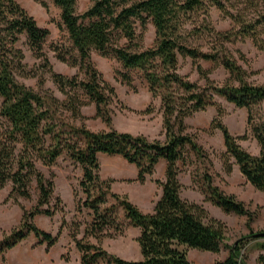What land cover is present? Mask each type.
Returning a JSON list of instances; mask_svg holds the SVG:
<instances>
[{
    "label": "trees",
    "instance_id": "trees-1",
    "mask_svg": "<svg viewBox=\"0 0 264 264\" xmlns=\"http://www.w3.org/2000/svg\"><path fill=\"white\" fill-rule=\"evenodd\" d=\"M47 10L46 0H33ZM60 10V30L65 31L68 45L65 49L52 46L56 58L72 67H78L85 74L84 80L68 78L51 71L52 81L67 96L66 108L73 116L81 117L82 103L75 93L82 92L89 103L95 106V117L100 118L108 130L92 132L86 126H73L58 120L67 128L70 137L53 121L55 108L60 101L42 94L17 81L15 71L22 68L24 55L15 45L25 35L27 44L37 58L48 65L43 46L50 35L47 28L38 26L36 20L16 1L0 0V116L7 126L0 134V189L10 181L9 196L18 194L30 198L29 185L34 179L38 200L30 210L22 208L20 224L12 228L0 241V256L6 254L20 242L33 234L38 245L45 244L46 251L58 241L40 229L35 223L37 215L52 217L62 211L51 208L55 184L37 170L35 161L40 160L51 167L63 152L81 166L83 177L80 187L86 194L85 206L91 209L94 221L88 229L101 231L114 222L111 214L122 208L129 225L139 229L136 239L141 260L131 261L108 254L106 251L75 241L80 252V264H193L187 250L218 254L225 246L227 227L214 218H209L206 209L197 203L181 198L182 185L178 180V162L184 164L190 153L204 164V149L196 142L194 135L185 134V118L194 113L215 107L217 116L210 123V130L222 134L225 153L224 168L232 171L229 159L234 161L240 175L257 191L264 193V115L253 121L252 111L264 103V84L248 81L246 70L224 46V42L251 39L254 46L264 51V40L257 27L264 24V15L257 20H244L230 14L222 0H90V6L82 13L77 12L76 0H51ZM207 3L234 18L239 24L237 31L215 32L217 43L209 52H203L187 45L185 21L191 13L207 8ZM151 22L155 29V40L150 48H142L137 39V24L145 29ZM209 32H213L211 29ZM115 59L124 70L140 73L153 98H159L163 118L164 138L149 141L144 135L119 132L112 126L110 105L117 99L113 86L106 82L96 69L92 55ZM189 58L205 85L191 82L179 73V58ZM210 61L221 65L229 78L222 85H215L209 78L210 71L199 61ZM122 82L130 85L132 77L118 71ZM74 93V94H73ZM219 96L237 108L248 112L247 126L255 139L259 151L252 155L238 143L246 135L233 136L220 120L223 108L215 100ZM151 106L141 113H150ZM20 147L18 153L16 151ZM98 153L119 155L137 169L136 181L144 183L152 176L160 159L167 162L165 180H155L162 188L150 214L143 213L126 195L110 191L112 180L99 177ZM53 176V175H51ZM208 186L206 199L225 213L245 216L247 226L253 220V213L233 195H227L212 183V177L205 175ZM117 202L108 208L106 196ZM55 201L60 204V198ZM46 208H43V207ZM53 206V205H52ZM95 232V231H94ZM263 233L264 232H260ZM96 235V234H94ZM250 234L229 246V253L214 264H247L241 251L249 243L257 244L260 251L256 262L264 264V235ZM67 261V260H66Z\"/></svg>",
    "mask_w": 264,
    "mask_h": 264
},
{
    "label": "rangeland",
    "instance_id": "rangeland-1",
    "mask_svg": "<svg viewBox=\"0 0 264 264\" xmlns=\"http://www.w3.org/2000/svg\"><path fill=\"white\" fill-rule=\"evenodd\" d=\"M16 1L36 20L38 26L47 28L50 35L43 46L48 65L44 64L41 58L34 55L27 44L26 36H20L15 47L22 51L24 59L21 60L22 68L15 71V77L18 82L25 84L27 87L42 94L51 95L60 101L61 104L55 108L53 121L58 123L60 130L65 132L64 138L70 137L67 128L61 125L58 120H63L73 126H86V123L94 118L90 119L84 114L89 115L94 104L89 103L82 92L75 93L77 99L86 104L80 107V114L81 117H84L83 119L73 116L72 112L65 106L67 102L66 94L60 92L58 86L52 81L51 71L68 78L85 79L83 71H80L78 67H72L59 61L55 56V52L52 51V46L62 50L68 45L66 33L60 30L59 27L61 24L60 10L51 0H46L47 10L33 0ZM76 1L78 13H82L90 6V0ZM222 3L230 14L239 15L244 20L255 21L260 19L261 15H264V0H222ZM185 29L188 46L203 52H209L217 43L215 32L237 31L239 24L234 18L207 3L205 10L190 14L185 21ZM210 29L213 32H209ZM257 30L264 40V24L259 25ZM136 32L139 36L137 43L142 48H150L153 45L155 29L151 22L147 23L145 29L137 24ZM223 44L238 64L246 70L250 83L264 84V51L258 50L251 39L242 41L238 39ZM92 60L103 79L113 86L116 91L117 99L110 105L112 115L122 111H129L135 115L144 114L141 113L142 111L134 110L128 106L133 105L130 98L141 100L148 89L140 73L133 70H124L115 59L105 58L97 53H93ZM199 64L210 71L209 78L215 85L222 86L229 78L228 72L219 64L202 60L199 61ZM118 71L129 74L132 77V83L128 85L122 82L121 77L117 74ZM179 73L186 76L191 82H195L200 86L205 85L204 79L199 77L189 58H179ZM215 100L223 108L220 120L229 132L233 136L246 135V138L239 140L238 143L252 155H257L259 148L247 126V110L237 108L219 96H215ZM149 106H151V112L155 111L157 107L161 109L160 100L155 99V103L152 102ZM263 115L264 103L253 109V121L256 122ZM216 116L217 111L213 107L191 115L189 121L194 123L196 119L199 126L187 125L184 131L185 134L195 136L196 142L204 149L206 160L203 164L193 153H190L188 161L182 164L180 172L187 174L190 170L192 184L190 187L185 186L183 196L190 195L194 200L201 202L198 204L206 209L209 218L217 219L227 227L225 246L218 254L196 249L187 250L188 259L193 264H213L215 261L223 260L229 253L228 247L235 244L238 239L250 234L264 232V193L257 191L245 181L232 159H229L232 171L229 174L225 172V146L222 134L219 130H210V125H206ZM6 126L5 120L0 116V134L5 131ZM19 149L20 147H18L16 153ZM35 165L37 170L46 178L53 179L55 187L51 208L55 205V208L57 206L62 211L55 212L52 217L41 215L42 218H34V223L40 229L54 236L58 235V241L47 252L45 244L38 246L37 239L33 234H30L27 239L7 252V261L6 254L0 256V264H80L81 254L76 248L75 241L94 245L108 254L116 255L125 260H141L140 250L136 242L139 229L129 225L122 208L118 207L111 214L114 218L113 223L104 227L101 231L93 229L88 233V229L94 221V216L91 209L85 206L87 197L80 187L83 171L81 166L72 161L66 152H63L51 167L44 166L40 160H36ZM206 174L212 177L214 186H217L227 195L235 196L253 213V220L250 222L249 227L246 224L247 219L245 216L225 213L206 199L207 192H205V189L208 186L204 179ZM183 179H185L183 180L185 183H188L186 177H183ZM11 189L12 183L10 181L0 189V241L12 228L19 226L22 208L30 210L38 200V190L34 179L28 188L30 198L21 197L16 193L9 196ZM57 197L61 200L60 204L55 201ZM116 204L117 202L108 194L106 204L102 208H108ZM259 252L257 244L251 242L242 249L241 256L246 258L247 264H258L256 258Z\"/></svg>",
    "mask_w": 264,
    "mask_h": 264
},
{
    "label": "crops",
    "instance_id": "crops-1",
    "mask_svg": "<svg viewBox=\"0 0 264 264\" xmlns=\"http://www.w3.org/2000/svg\"><path fill=\"white\" fill-rule=\"evenodd\" d=\"M155 99H159V98H153L151 93L147 89L146 93L144 94V97L141 100H134L130 98V101L132 102L131 104L133 105H128V106L134 110L143 111L152 102L155 103ZM208 108H212V107H208ZM91 109L92 111H90L89 115H85L83 113L84 116H87L90 119L94 118L89 120L88 123H86V128L92 132L108 130L106 124L100 118L95 117V107L92 106ZM198 113L199 112L194 113L193 115ZM190 118L191 116L185 118L184 123L186 126L187 125L199 126L197 124L196 119L194 120V123H191L189 121ZM210 122H208L206 125L208 124L210 125ZM112 126L114 129H116L119 132L130 133L132 135H144L149 141L159 140L163 142L165 140L162 111L161 109H159V107H157L155 111L149 114L135 115L134 113L129 111L116 112L112 116ZM97 158L100 164L99 177L103 181L106 180L113 181L110 185V191L112 193L122 196L126 195L128 199L145 214H150L153 212L155 203L159 199L162 193V188L156 185L154 181L165 180V174L167 169L166 160L160 159L156 164L153 175L147 177L144 183H139L138 181H136V176H137L136 167L133 164L128 163L123 157L119 155L111 156L104 153H98ZM190 158L193 160L192 157ZM177 166L180 169L182 163L178 162ZM183 177H186L188 183H185L183 181L185 180L183 179ZM178 180L182 185L180 190L181 198L189 202H194L197 204L201 203L198 200H194L190 195L183 196L185 186L187 187L192 186L190 170H188L187 174H183V172H179ZM42 217L43 216L41 215H37L35 216V219ZM49 250H47V252ZM6 261H7V253H6Z\"/></svg>",
    "mask_w": 264,
    "mask_h": 264
},
{
    "label": "water",
    "instance_id": "water-1",
    "mask_svg": "<svg viewBox=\"0 0 264 264\" xmlns=\"http://www.w3.org/2000/svg\"><path fill=\"white\" fill-rule=\"evenodd\" d=\"M264 234L263 233H256L254 236L255 237H262Z\"/></svg>",
    "mask_w": 264,
    "mask_h": 264
}]
</instances>
